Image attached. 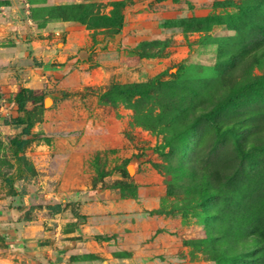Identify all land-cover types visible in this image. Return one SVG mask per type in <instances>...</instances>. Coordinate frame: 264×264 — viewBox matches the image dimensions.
Returning a JSON list of instances; mask_svg holds the SVG:
<instances>
[{
  "label": "rangeland",
  "instance_id": "374dc122",
  "mask_svg": "<svg viewBox=\"0 0 264 264\" xmlns=\"http://www.w3.org/2000/svg\"><path fill=\"white\" fill-rule=\"evenodd\" d=\"M15 21L60 49L66 31L47 24L83 25L91 46L64 62L77 81L22 71L43 61L17 60ZM20 86L22 175L5 124ZM79 143L81 187L68 156ZM18 194L60 264H264V0H0V264L15 258L4 221Z\"/></svg>",
  "mask_w": 264,
  "mask_h": 264
},
{
  "label": "crops",
  "instance_id": "0c3cea01",
  "mask_svg": "<svg viewBox=\"0 0 264 264\" xmlns=\"http://www.w3.org/2000/svg\"><path fill=\"white\" fill-rule=\"evenodd\" d=\"M16 2V1H15ZM16 5L14 1L7 5V10L16 9ZM15 25V28L18 29L19 41L17 40V46H19V54H17L18 59H37L38 61H43L40 66L32 65L31 67H27L26 69H22V71L26 72L28 75L45 77L52 73L54 76H59V80H62V83L65 84H73L77 81L79 77V73L76 70H69L66 62H74L73 57H75L76 53L83 48H88L91 46L92 41L89 36L88 30H86L83 25L77 22H55L48 23V26H53V28L58 30H65L66 32V41L63 43V47L60 49V43L54 44L53 39H49L48 37H44L42 39L34 38V28L30 27L28 24L22 21L12 22ZM46 32V28L42 29ZM29 37V38H28ZM29 39L27 43L23 41V39ZM24 44L26 46H24ZM25 47V48H24ZM58 48V49H57ZM56 60L59 64L57 66L52 65V61ZM61 62V63H60ZM65 62V63H64ZM39 79V78H38ZM39 82H41L39 80ZM86 117H82L80 119L81 125L86 124ZM91 120V119H90ZM95 120V118H94ZM89 124V123H87ZM91 124H93V118L91 120ZM87 135H84V139L80 138V142L85 141ZM84 145L82 143L78 144V147L72 148L69 150V155L71 160L69 167L73 174L74 184L78 186H82L84 181H86V160L89 155V152L84 150ZM85 174V175H84ZM84 175V176H83ZM83 178V180H82ZM12 200L10 201L11 204ZM9 204V205H10ZM16 205V203L14 204ZM23 205H25V200H23ZM15 209V208H12ZM17 210V209H16ZM7 220L4 221V225H7L6 234H5V242L7 245L8 251L11 256H15L13 260H11L7 256L3 260L10 264H60L58 261V256H55L51 251H49V245H46L40 238L38 233V225L34 224L32 221H19L18 216L11 220L12 214L6 210L5 218ZM32 222V223H31ZM9 225V226H8ZM9 259V260H8ZM3 261V264H5Z\"/></svg>",
  "mask_w": 264,
  "mask_h": 264
},
{
  "label": "trees",
  "instance_id": "16d2710c",
  "mask_svg": "<svg viewBox=\"0 0 264 264\" xmlns=\"http://www.w3.org/2000/svg\"><path fill=\"white\" fill-rule=\"evenodd\" d=\"M154 86V82H149L145 84L140 83H130L127 85H115V94L122 97H132L136 94L142 95L143 93L149 92L150 88ZM28 88L24 86H20L18 92L15 94L13 99H11L12 104L16 105V114H9L5 118V124L10 126V128L16 131V134L10 138L9 147L12 152V155L16 161V169L19 175H22V161L24 159L23 150L25 146L31 141V118L29 115V110L26 107V102L28 100V96L26 95V91ZM121 174L123 176H128L126 170H122ZM18 191V190H17ZM16 203V209H18L21 213L18 216L19 221H27L28 219L23 215V201L18 194V198H15L13 202H11V206ZM61 208V205L55 204L50 206L51 211L58 212ZM26 209V208H25ZM30 209L27 208L26 211Z\"/></svg>",
  "mask_w": 264,
  "mask_h": 264
},
{
  "label": "bare ground",
  "instance_id": "6f19581e",
  "mask_svg": "<svg viewBox=\"0 0 264 264\" xmlns=\"http://www.w3.org/2000/svg\"><path fill=\"white\" fill-rule=\"evenodd\" d=\"M128 168H129L130 172H132L133 167L132 166H128Z\"/></svg>",
  "mask_w": 264,
  "mask_h": 264
},
{
  "label": "water",
  "instance_id": "95a60500",
  "mask_svg": "<svg viewBox=\"0 0 264 264\" xmlns=\"http://www.w3.org/2000/svg\"><path fill=\"white\" fill-rule=\"evenodd\" d=\"M128 170H129V168H128ZM129 172H130V170H129Z\"/></svg>",
  "mask_w": 264,
  "mask_h": 264
}]
</instances>
